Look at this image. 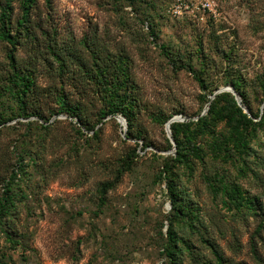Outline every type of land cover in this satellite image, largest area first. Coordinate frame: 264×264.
Instances as JSON below:
<instances>
[{
    "label": "rangeland",
    "instance_id": "rangeland-1",
    "mask_svg": "<svg viewBox=\"0 0 264 264\" xmlns=\"http://www.w3.org/2000/svg\"><path fill=\"white\" fill-rule=\"evenodd\" d=\"M19 14L14 0L12 17ZM27 24L15 54L19 60L35 58L43 92L29 101L50 124L31 116L38 122L30 126L23 117L0 125V192L17 157L28 164L13 185L23 196L14 199L7 221L13 241L0 225V264H169L162 246L170 203L161 170L175 149H166L165 124L154 116L189 120L205 114L207 104L193 74L214 90L231 84L224 83L229 76L238 77L250 113H263L264 0H36ZM53 33L57 50L74 53L62 74L42 53ZM37 37L40 43L34 47ZM90 49L109 74L121 59L127 66L133 137L118 121L120 114L98 121L102 87L92 82ZM6 50L0 42V80ZM183 61L191 71L178 69ZM59 83L68 100L79 102L96 124L97 135L86 130L80 135L74 118L56 114L53 94ZM11 111L15 105L4 94L0 112ZM40 123L46 127L39 128ZM250 146L245 173L208 158L197 162L191 174L181 172L182 188L199 208L198 231L178 228L190 246L182 264H218L201 238L212 242L226 263L264 264V126ZM214 171L254 196V209L222 204L205 185L204 174ZM106 182L114 185L99 208V189Z\"/></svg>",
    "mask_w": 264,
    "mask_h": 264
},
{
    "label": "trees",
    "instance_id": "trees-1",
    "mask_svg": "<svg viewBox=\"0 0 264 264\" xmlns=\"http://www.w3.org/2000/svg\"><path fill=\"white\" fill-rule=\"evenodd\" d=\"M14 0H0V42L5 43L7 50L5 53L6 73L0 80V101L4 94L9 96L16 111L8 114L0 112L1 127L7 121L18 117L25 118L23 121L25 126H30L36 119L31 116H37L44 122H49V118L44 116L42 112L32 109V103L29 100L43 92L42 86L36 82L35 76V58L29 56L28 59L19 60L16 56V49L19 45L21 31L28 28L30 11L36 3V0H17L20 14L14 19L12 17ZM130 3V2H128ZM14 30H12L13 25ZM39 28H41L39 26ZM36 36V35H35ZM156 39V34L153 35ZM53 36L46 38L43 44V54L46 60L51 59L57 65V71L61 74L66 72L67 59L73 57V52L69 49L64 53L57 50L52 45ZM153 37V39H154ZM36 43H40V38H36ZM86 43V42H83ZM164 49L163 45H159ZM91 67L93 69L91 76L93 83L97 88L102 87L100 92L102 105L98 108L96 116L98 121L106 116H114L120 114L125 118L127 124L126 134L133 137L131 133L133 120L134 100L128 92L129 73L123 59L117 65L116 72L109 74L108 66L99 62L96 50L90 49ZM36 57V56H35ZM44 58V59H45ZM106 62V61H105ZM109 64V63H107ZM84 63L80 64V69L87 73ZM203 65V64H202ZM178 69H186L191 71V65L188 62H181ZM87 75H89L87 73ZM224 83H231L240 96L242 105L247 108L248 113L243 111L239 106L231 92L224 91L215 94L212 99L210 95L214 89H209L207 82L199 74H193V78L197 81L199 88L203 91L200 99L207 104L205 114H197L196 119L171 122L169 127L174 145L169 138H166L167 148H175L173 155L166 157L163 161L161 170L162 178L166 182V195L169 199L170 208L165 216L168 226L166 229L165 242L162 246L164 255L169 260V264H182V254L184 251H190L189 244L180 235L179 225L183 230L190 232L199 230V208L198 204L190 199L183 187L182 174L187 171L191 174L197 162H204L206 158L218 160L220 163H229L236 168V174L245 173L249 170L247 157L253 151L250 143L256 137V131L264 126V111L260 115H252L249 106L245 101V92L241 86L238 77L229 76ZM260 88L264 92V78L260 80ZM56 103V114H63L76 120L78 126L76 131L83 135V130L92 132L93 136L97 135L98 127L91 119L86 117L79 102H70L67 92H65L63 84L59 83L53 94ZM161 123H166L170 117L154 116ZM50 122L48 123V125ZM222 124L215 130V127ZM39 128H45L43 123L38 124ZM201 139V140H199ZM133 153V152H132ZM129 163V162H128ZM127 164V162H126ZM27 163L19 155L16 159L15 167L11 169L8 177L2 183L0 192V225L1 231L11 239L9 233L13 230L7 222L12 216V208L15 206L14 199L21 193L14 192V183L22 175L26 174ZM128 167V166H124ZM123 167V168H124ZM120 172L118 171V174ZM117 178V176H116ZM206 187L214 194L221 198L222 204L229 209L252 211L256 205V198L248 195L241 185L237 182L229 181L226 176L219 171L212 174H204ZM114 185V182H106L99 189L98 204L101 208L106 201L107 190ZM212 252L216 263L229 264L221 256L215 245L208 239L201 238ZM13 241V240H12ZM16 242V241H15ZM236 264V263H230ZM239 264V263H238Z\"/></svg>",
    "mask_w": 264,
    "mask_h": 264
},
{
    "label": "water",
    "instance_id": "water-1",
    "mask_svg": "<svg viewBox=\"0 0 264 264\" xmlns=\"http://www.w3.org/2000/svg\"><path fill=\"white\" fill-rule=\"evenodd\" d=\"M224 91H228V92H231L233 95H234V98L237 102V104L239 106H241L243 108V111L248 113V110L247 108H245L242 103H241V99H240V96L237 94V92L235 91L234 87L232 84H228V85H225V86H220L218 88H216L213 93L210 95V99H212L214 97L215 94H218V93H221V92H224ZM206 112V110H205ZM185 117H182L181 115H174V116H171L170 119L165 123V130H166V133L168 135V138L169 140L171 141V143L174 145V141L171 137V131H170V123L171 122H174V121H183ZM117 119L118 121L123 125V126H126V120L124 117H122L121 115H117ZM125 128H123V131H124ZM175 149V148H174Z\"/></svg>",
    "mask_w": 264,
    "mask_h": 264
}]
</instances>
